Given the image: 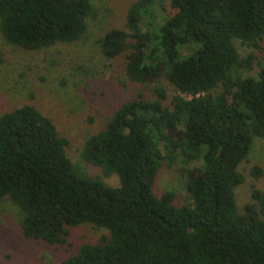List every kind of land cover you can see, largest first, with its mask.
I'll return each mask as SVG.
<instances>
[{"label":"trees","instance_id":"1","mask_svg":"<svg viewBox=\"0 0 264 264\" xmlns=\"http://www.w3.org/2000/svg\"><path fill=\"white\" fill-rule=\"evenodd\" d=\"M174 15L165 17L168 9ZM93 0H0V33L35 52L83 40L95 17ZM163 18L162 23L159 19ZM241 41L264 56V0H138L123 29L98 43L107 59L125 56L129 82L166 79L155 100L122 104L84 147V161L120 186L79 174L68 140L32 105L0 117V201L18 208L24 239L70 247L71 229L105 230L65 264H264V191L240 214L235 191L241 164L264 139V65L242 58ZM187 166L191 200L154 193L165 161ZM263 174L255 168L252 175Z\"/></svg>","mask_w":264,"mask_h":264},{"label":"rangeland","instance_id":"2","mask_svg":"<svg viewBox=\"0 0 264 264\" xmlns=\"http://www.w3.org/2000/svg\"><path fill=\"white\" fill-rule=\"evenodd\" d=\"M138 0H93L95 17L88 21L85 38L73 44H57L39 51L29 52L8 44L0 33V117L24 105H32L50 118L61 137L68 140L66 154L81 176L98 178L108 187L117 188V175L104 178L98 168L88 165L82 158L87 140L105 128L107 121L119 107L142 95L155 100L154 89L162 87L167 92L164 105L171 107L176 95L174 87L166 80L145 86L133 84L126 76L125 56L107 59L101 53L98 41L113 29H123L131 6ZM165 17L174 15L170 1ZM162 23L163 18L159 19ZM242 58L256 57V67L251 73L256 77L264 56L260 50L236 41ZM196 163L187 166L179 159L175 164L165 161L154 185L160 197L166 191L176 195V206L191 203L185 188L187 174L184 170L199 168ZM263 171L255 179L252 171ZM244 183L236 191L238 211L244 213L253 202L254 188L264 191V139H255L249 157L240 168ZM20 213L7 200L0 201V264H65L86 244H99L108 237L105 230L88 224L71 229L70 247L48 246L42 242L26 240L20 231Z\"/></svg>","mask_w":264,"mask_h":264}]
</instances>
